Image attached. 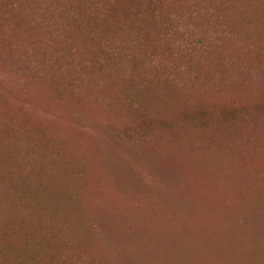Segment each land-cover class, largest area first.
I'll return each instance as SVG.
<instances>
[{"label": "rangeland", "instance_id": "374dc122", "mask_svg": "<svg viewBox=\"0 0 264 264\" xmlns=\"http://www.w3.org/2000/svg\"><path fill=\"white\" fill-rule=\"evenodd\" d=\"M110 1L0 0V155L26 176L0 164V228L30 229L33 262L264 264V0H162L120 29Z\"/></svg>", "mask_w": 264, "mask_h": 264}, {"label": "trees", "instance_id": "16d2710c", "mask_svg": "<svg viewBox=\"0 0 264 264\" xmlns=\"http://www.w3.org/2000/svg\"><path fill=\"white\" fill-rule=\"evenodd\" d=\"M158 1H162V0H111L109 3H107L106 6L107 8L106 9L104 8V14L102 16L106 18L108 17V19L111 20L115 28L120 29L121 21L128 18L131 15L138 16V13L143 12L145 10L146 14L152 16L154 14V10H155L154 8L160 6ZM86 11L84 8L80 10V12H82L83 15L85 16L90 15ZM100 20H99V25H100ZM254 106L255 108H258L257 110L264 111V100L260 102L258 105H254ZM219 110L215 109L214 111L213 109H205L204 107H199L195 111V113L199 114L202 117L204 113L212 112L218 114L220 118V122L218 126L220 127L227 124L228 122L233 121L236 118L235 113L250 112L248 107L246 106L225 107L222 108L221 113H219ZM185 116L183 120L184 123L188 122V119H186L187 115ZM197 123L199 124L197 127L199 126L202 127V125H204L205 122H203L202 119H199L197 120ZM3 137H7V136L5 135ZM7 163L8 164L12 163L13 165L8 176L15 177L14 181L16 182L17 181L24 182L26 180V176H25V172L23 171L20 165V162L17 161L14 158V156H12V154L4 155V156L0 155V164L5 165ZM17 191L15 190L14 194L16 196H19L20 199L25 204L32 202L31 200L33 196H31L30 193H28L29 197H24L21 194H19ZM37 207L39 206H32V211H34V209ZM20 220H22V218ZM18 226L15 225L6 226V224H4L0 228V247H4L5 249L4 255L0 252V264H52L53 262L59 264L63 263V261L60 259V256L56 254V250L59 251V249L62 247L61 244H58L56 247L42 253L41 259L39 258L37 262H33L27 259L26 260L22 259L19 251L22 245L28 244L30 237V229H25V228L20 229ZM29 228H33V227H29ZM63 247L66 250H71L70 246L64 245ZM13 256H15L17 261H14L13 258H11ZM55 257H57L58 260H56Z\"/></svg>", "mask_w": 264, "mask_h": 264}]
</instances>
